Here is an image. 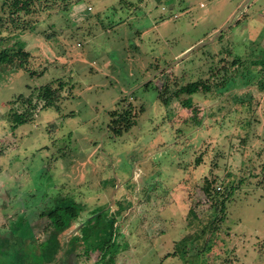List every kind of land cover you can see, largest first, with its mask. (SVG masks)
I'll list each match as a JSON object with an SVG mask.
<instances>
[{
    "label": "rangeland",
    "instance_id": "1",
    "mask_svg": "<svg viewBox=\"0 0 264 264\" xmlns=\"http://www.w3.org/2000/svg\"><path fill=\"white\" fill-rule=\"evenodd\" d=\"M11 2L0 49L32 61L0 67V264H264V0ZM53 200L80 206L54 257Z\"/></svg>",
    "mask_w": 264,
    "mask_h": 264
},
{
    "label": "trees",
    "instance_id": "2",
    "mask_svg": "<svg viewBox=\"0 0 264 264\" xmlns=\"http://www.w3.org/2000/svg\"><path fill=\"white\" fill-rule=\"evenodd\" d=\"M33 1H37V2H41L43 5V7L46 8L48 7L49 4L45 3L43 4V1L45 2V0H25V1H20V0H12L11 5L14 6L13 11H19V10H23L25 13H29L31 12L30 10V5L33 3ZM40 4V3H38ZM17 13V12H15ZM13 18H11V21ZM17 20V19H15ZM13 23V22H12ZM0 27H2V21H0ZM3 38L0 36V45L2 43ZM12 61H16L17 62V67L19 69H24V70H28L29 69V63L32 61L31 60V55L30 52L28 50L25 49L24 46H18L16 49L11 48V47H1L0 49V67L10 63ZM235 61V60H234ZM200 82L199 81H192L189 82L188 84L182 86L179 91L183 92V93H187V94H193L195 93L198 88ZM203 86V85H202ZM205 86V85H204ZM59 93V89H56L52 86V84L48 83L44 86L40 87V92H39V96H41L43 99H45L46 104L51 105L53 104L54 100L56 99L57 95ZM189 100L188 102H186V106H189ZM125 112H127V110H124ZM116 113V117H123V112H114ZM113 113V114H114ZM124 118V117H123ZM15 120L17 123L21 124L25 122V118L23 116V114H17L15 116ZM115 131H118L117 129H115ZM114 186V184L111 186V188ZM205 191L207 192V194H209L208 192V186L204 187ZM62 201H64V197L61 198ZM52 202V205H49L48 207L44 208L40 213H39V217L40 218H44L45 219V224L43 226V233H45L46 237L45 239H47V244L44 245V248L42 251L43 255H51V256H58V254L61 252V250L64 248L65 244L63 245V248H60V244L56 241V237L59 233H61L67 226V222L68 221H76L79 214H80V206L79 204H77V202L74 201H67L65 203L63 202ZM118 207L116 208V213L119 214V212L121 211V204L118 201ZM100 212H97L93 217L85 220L84 225L87 223H90L91 221H93L94 218H99L102 215L101 209H99ZM97 210V211H99ZM96 212V211H95ZM93 212V213H95ZM108 227L105 228L104 233H108L109 234V238L103 240L102 244V248H108V246L110 245V241L112 239V233L114 232V219L113 216H111V219L108 221ZM10 232V231H8ZM104 234V235H105ZM100 236V235H99ZM73 237L75 238V236L72 235V237H69L70 241L71 239H73ZM18 239V237L16 236H0V248H6L8 247L7 245L10 244V246L12 247L11 243L12 241L14 242L13 239ZM19 240V239H18ZM18 240H15L16 242ZM44 241V240H43ZM18 247L20 248V245H18ZM15 250H18L17 246L14 247ZM21 251H14V254L12 255V260H11V264H21L24 259L21 258ZM104 254L101 253V258L104 257Z\"/></svg>",
    "mask_w": 264,
    "mask_h": 264
},
{
    "label": "water",
    "instance_id": "3",
    "mask_svg": "<svg viewBox=\"0 0 264 264\" xmlns=\"http://www.w3.org/2000/svg\"><path fill=\"white\" fill-rule=\"evenodd\" d=\"M220 31H221V29H220V30H218V32H217V33H219ZM187 53H188V52H186V53H185V55H186ZM147 81H148V80H147ZM145 82H146V81H145ZM145 82H143V83H145ZM143 83H141L140 85H142ZM140 85H139V86H140ZM80 225H82V224H80ZM80 225H79V226H80ZM79 226H78V227H79Z\"/></svg>",
    "mask_w": 264,
    "mask_h": 264
}]
</instances>
